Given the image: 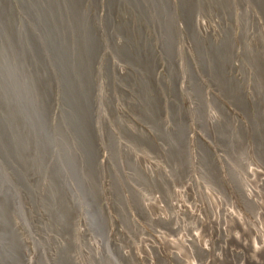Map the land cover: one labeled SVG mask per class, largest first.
Here are the masks:
<instances>
[{"label": "bare ground", "instance_id": "1", "mask_svg": "<svg viewBox=\"0 0 264 264\" xmlns=\"http://www.w3.org/2000/svg\"><path fill=\"white\" fill-rule=\"evenodd\" d=\"M0 264H264V0H0Z\"/></svg>", "mask_w": 264, "mask_h": 264}, {"label": "rangeland", "instance_id": "2", "mask_svg": "<svg viewBox=\"0 0 264 264\" xmlns=\"http://www.w3.org/2000/svg\"><path fill=\"white\" fill-rule=\"evenodd\" d=\"M243 11H241V13H242ZM242 22H243V20H242ZM243 27H245V25L243 26ZM241 29H243V28H241ZM245 29H246V27H245ZM234 82H236V80H234ZM241 101H243V99L241 100ZM257 106H258V109L256 108V106H252V104H251V106L249 107V103L247 102V103H244V108H246V109H248L249 111H250V109H251V114L252 115H254V117L255 118H258L263 112L261 111V109H260V107H259V105L257 104ZM144 109V111L145 112H148L149 114H150V111H149V108L145 105V108H143ZM167 114H169V111H168V113ZM263 115V114H262ZM175 122V121H174ZM169 144V147L171 146V143H168ZM168 147V148H169ZM170 149V148H169Z\"/></svg>", "mask_w": 264, "mask_h": 264}]
</instances>
